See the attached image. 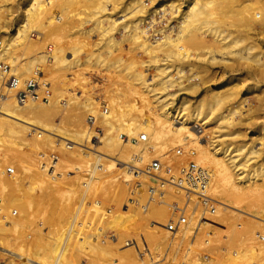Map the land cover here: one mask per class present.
<instances>
[{"label": "bare ground", "instance_id": "bare-ground-1", "mask_svg": "<svg viewBox=\"0 0 264 264\" xmlns=\"http://www.w3.org/2000/svg\"><path fill=\"white\" fill-rule=\"evenodd\" d=\"M3 1L8 2V0ZM117 1L119 2V0H26L20 13V20L14 27L10 38L0 46V62L6 60L4 63L1 62L3 67L0 68V147H6L13 140L14 142L18 140L24 145L28 144L29 146L30 144L38 149H57L67 159L74 158L79 163L87 167L90 166V175L84 183L86 190L90 185L101 183L103 178H108V187L112 189L114 198L117 199L115 208L119 211L104 214L98 209L95 212L97 226H99L95 233L91 232L93 230L91 227L92 230H89L90 233L86 230L85 236L77 232L72 234L73 221L65 233L62 231L55 233L48 243L50 252L48 260L45 259L44 262L77 264L81 259L74 251L75 243H78L79 247H89L93 250L97 261L93 259L92 264H107V262L112 264L110 260L116 264H157L161 257L163 258L161 260L165 261L167 257H170V253H173L174 245L177 243L178 252L172 257V264H264V240L256 239L257 231H264V166L259 164L250 170L246 169L250 159L259 155V147L245 142L237 148L230 149L228 145L218 147L217 143V140H221V136L236 134L237 125L242 123L243 118L245 119L249 106L244 104L245 99L239 95L238 87L222 85L221 89L214 86L209 95L198 98L194 104H189V101L183 98L178 106L172 108L176 92H171L170 87L175 85L178 89H182L183 86L180 81H176L170 75L167 62L159 63L160 61L178 60L186 54L189 56V53H195V51L200 52L202 57L206 55L202 54V50L203 52L206 50L207 55L218 51L222 54H234L237 57L236 65L240 68L248 67L247 65L253 66L254 69L251 70L252 74L250 75L252 78L256 80L263 78L264 53L261 55L259 50H264V0H188L185 10H182L178 15L177 30L164 32L162 29H157L154 32L161 33V35L159 38L155 37L153 41H150L146 28L140 27L142 18L127 20L128 18L123 17L118 21L113 17V14L106 13L109 6L112 7V11L116 8L113 5ZM125 6L126 9L131 7L129 11L127 10L131 17L145 12L140 0H132ZM158 6H160L159 9H163V11L161 9L162 12H165L162 2ZM53 7L58 9L55 16L52 15ZM172 7L171 4V9ZM72 10L77 11L70 14ZM81 13L89 15L81 18ZM77 15L79 21L81 19L83 21L85 18L84 22L87 17V20L94 17L93 26L89 30H83L84 26L82 27L80 22L76 26L78 28L68 27L67 23L61 24L60 22L63 18L72 20V17ZM122 16L125 15L121 14ZM230 16L235 17L228 20L227 17L230 18ZM44 19L48 21V24H42ZM54 20L55 22L59 20L58 24L54 23ZM151 20L152 23H156L155 19ZM45 28H52V31L48 32V29ZM119 28H121L119 30L120 39H117L114 32ZM33 30L43 36L47 30L48 34L46 33L45 39L52 41L50 45L53 48L47 50L46 54L39 50L42 44L37 46L36 38L31 39ZM92 30L95 37L99 36L96 43L92 44L96 45L93 47L96 49L92 50L95 51V54L91 50H87L91 46L86 49L87 51L85 50V42L82 38L83 36L90 38L92 35L89 36V33H92ZM76 33L82 36V40L78 35L73 36ZM37 36L40 38L39 35ZM207 37L209 41H207ZM46 40L44 43L47 42ZM120 40H127L133 45V50L140 48L141 52L146 53L144 54L148 56L149 62L157 71V80L153 81L151 77H148V80L144 81V73L138 65L139 60H137L138 58L133 60L134 56H132L121 69V72H125L127 80L129 79L125 84L126 88L106 91L110 97L109 111L105 108V112L98 113L90 98L87 95L79 94L75 96L78 100L69 98V102L64 101L61 105L56 99L53 100L55 97L51 96L48 101L27 99L20 102L17 100L15 92L23 87L26 79H29L34 72H36V79H39L42 66L40 63L61 65L60 69L67 66L69 68L79 65L80 55L84 54L85 62H90V58L93 56L96 64L108 66L105 68L110 70L112 61L106 62L105 65L103 61L106 58L104 59L100 53L104 48L108 53H111L113 47L118 46ZM1 42L3 41L0 40V44ZM34 46H37V49L32 51L31 58H28L26 64H21V69H15L16 60L19 58L14 51L20 48L27 54L29 49ZM255 50L259 52L256 53ZM198 52L195 53L196 59L201 58L200 54L196 55ZM120 58L116 61L119 65ZM118 63H115L114 66L117 67ZM111 68L113 69V67ZM180 72L181 69L177 68L176 73L180 74ZM37 74L39 75L37 76ZM6 75L9 77L8 80ZM10 82H12L11 85ZM138 84L146 87V89L142 88L146 92L148 91L149 95H146V92L142 94L143 89L140 90ZM191 86L192 84L189 85V88ZM134 94L139 97L140 102H138H142V108L144 110L146 108L145 114L147 112L149 114L143 115L144 110L137 109L136 103H131V97L133 99L132 95ZM128 95H131L130 100ZM129 102L131 104H128ZM139 103L138 105H140ZM71 104L72 106H70ZM63 106H69L67 111L65 110L66 113ZM222 107L224 110L221 111ZM134 109H136L134 112L136 113L138 110L141 116H138L137 113L136 117L135 115L133 117ZM219 109L220 112H217ZM89 114L96 118L94 125L85 123L84 117L86 115L87 119ZM232 116H237L236 119L239 118L235 121ZM247 121L243 122L244 125ZM240 125L239 127L242 128L243 124ZM94 126L98 127L95 131H93ZM205 127L211 131L216 130L219 134L214 137L217 139H213L214 137L206 139L202 133ZM140 133L146 135V141L133 142L131 138H136ZM256 133L260 135L257 136L259 140L264 138L263 131L260 130L259 133L258 131ZM94 134L99 138V143L95 147L91 145ZM122 134L127 135L125 141L120 140ZM254 137L248 138L254 140ZM14 142L12 148L15 149L17 142ZM258 144L262 145L264 142L259 141ZM174 145L192 147L193 156H189L192 157L191 160L195 166L206 172L208 180L205 181L204 192L214 200L215 203L211 204H216L214 207L217 211L212 215L205 214V207L203 208L197 201L199 197L191 195L188 206L196 208L194 220L189 223L191 225L187 230H183V226L176 224L177 229L170 232L166 231L163 225L169 216L168 205L172 202L181 205L184 201L183 191L163 184L162 189L160 188L150 197L147 194L149 190L147 185L150 187L157 183V180L149 175L133 179V175L126 170L124 165L128 163L140 165L145 160L148 161L154 154L156 155L153 158L163 161L169 155L165 153L169 152ZM22 151L17 148L5 154L6 162L13 163L19 172L25 170L22 176L9 174L10 177H7L3 172H0V201H2L0 203V235L2 236L8 232L20 233L23 225L26 226L25 223L29 220L28 216L30 215L28 209L31 206V198L36 196L32 192V180L35 178L39 180L35 184V188L41 192H43L44 184L51 185L55 181L52 176L49 183L46 180V174L54 173V167L57 164L56 155L50 154L53 156V160L47 169L42 166L40 171H33L19 163L21 156L26 153V151L24 153ZM30 153L25 156H29ZM181 153L183 154V152ZM185 153L187 152L185 151ZM180 157L175 160L176 163L181 159ZM185 159L187 158L185 157ZM182 164L179 166L175 164L174 171L178 173V169L187 167V163ZM261 164L264 165V161ZM244 171L246 172L244 173ZM67 192L69 191L67 190ZM128 194L131 197L126 198ZM158 197L160 198L158 199ZM129 199H133L132 202L134 201L138 206H134V213L129 212L128 214L127 208L130 206H126L124 203ZM9 207L12 209L9 210ZM17 210L20 214L11 217L12 213H16ZM148 220L150 224L161 230L158 238H153L151 232L142 233V226L147 224ZM170 220L175 221L173 216H169ZM167 224L168 222L165 224L166 228ZM103 228L115 231L116 237L113 234L115 237H113V241L100 238ZM76 233L78 237L75 236ZM125 236H128L127 242L124 239ZM261 236L259 235V238ZM146 238L150 239V244L147 245L145 256L137 258ZM204 242L210 243V246L207 245L206 248L208 249L206 261L194 262L193 253ZM178 253L181 254L180 258ZM70 255L73 259H69ZM75 256L78 258L75 259L76 261L74 260ZM121 257L127 258L121 259ZM186 257L189 261L192 257L193 262L192 260L188 262ZM195 260L197 259L195 258ZM165 261H161V263Z\"/></svg>", "mask_w": 264, "mask_h": 264}, {"label": "rangeland", "instance_id": "rangeland-1", "mask_svg": "<svg viewBox=\"0 0 264 264\" xmlns=\"http://www.w3.org/2000/svg\"><path fill=\"white\" fill-rule=\"evenodd\" d=\"M131 1L132 0H119V2L117 1L118 3L116 2L115 5H113L116 8L113 9V11H112V7L109 6L107 8L106 13L107 14L108 13L113 14V17H115L118 21L123 17L128 18L127 20H130L131 18H132L131 20H137V17L142 18L143 21H142L140 27L146 28L147 34H149L150 41H153V39L155 37L159 38L161 35V33L154 32L157 29H162V30H164V32H168L169 30H173V31L177 30L176 26H177L178 21H179L178 15L180 14V12L182 10H185V6H186L188 0H140L141 4L144 6L143 10L145 12H143L141 14L139 13L140 15L136 14V16H133V17H131L130 14L128 13V11L130 10L131 7H128V9H126V6H125V5H128V3H130ZM212 1H214V0H212ZM1 2H0V40H2L3 42H1L0 46L2 44H4V42H6L10 38V35L13 32L14 27L17 25L18 21L20 20V13L24 7V4L26 3V0H10V1L8 0V2L7 1H5V2L3 1L2 3ZM161 2L164 4V8H165L164 11L165 12H162L163 11L162 8H161L162 11H161V9H159L160 6H158V5ZM167 3H170V4H167ZM171 4L173 5L172 9H171ZM117 5H118V7H117ZM123 7H125V8H123ZM54 8L55 7H53V10H54V12L52 13L53 16H55V14H56L55 12H58V9L55 8L56 9V11H55ZM78 10H81V9H78ZM124 10H125V12H124ZM74 11L72 10L70 12V14L75 13L77 10L75 12ZM122 11H123V13H122ZM160 11H161V13H160ZM81 14H80V17L82 16L81 18H83V16L85 17V16L89 15V14L85 15L83 13H81ZM121 14L122 15L124 14L125 16L121 17ZM149 16L150 17L152 16V18L155 19L156 23H152L151 22L152 18L150 19ZM231 16H230V18L227 17L228 20L235 17V16H233V17H231ZM78 17H79L78 15L72 17V20L70 19L71 21L69 19L63 18V20H60V22H61V24L67 23L66 25H68V27L69 26L76 27V26H78V22H80L82 24V27L84 26L83 30H89L93 26V23L95 22L94 17L91 18L89 16L91 19L89 18L88 20H87V18H88L87 17L86 18L87 21L85 20V22H84L85 18L83 19V21H81L82 19L79 21ZM73 18H74V20H73ZM91 20H93V21H91ZM225 20H227V19L225 18ZM47 22L48 21H45V19H44L42 24H44V23L48 24ZM58 22H59V20H56V22L54 20V23L58 24ZM80 23H79V25H80ZM69 24H71V25H69ZM143 25H145V26H143ZM48 28H45V29H48ZM76 28H78V27H76ZM120 29L121 28H119L117 31L114 32V36L117 39L118 38L120 39V34H119ZM50 30L52 31V28L48 29V32ZM45 31L48 34L47 30H45ZM46 33H44L45 35L43 36V35H41V33L38 34V32L33 30L32 31L33 36L31 37V39L36 38V41H37L36 45L37 46L42 44L41 47L39 48V50H41L42 53H44V54H46L47 53L46 51L47 50L49 51L52 47V45H50L52 41L45 39ZM90 33H89V36L92 35L90 38L89 37L87 38L86 36L82 37L81 35H79V33L78 34L76 33L73 36H75V35L80 36V38L77 36L80 40H82V38H83V41L85 42L84 43L85 44L84 45L85 50L91 46L92 48L90 47L87 50L92 51V50L96 49V48H93L96 45L93 46L92 44H93V42H94V44L96 43L97 37H99V36L97 35V37H95V35H94L95 33L93 30H92V33L91 34ZM151 33H153V34H151ZM37 35H39V37L41 39L38 38ZM41 36L44 38H42ZM72 39H75V38L72 37ZM86 39L87 40L89 39V40L85 41ZM206 39H207V41H209L208 37ZM41 40H42V42H40ZM44 40H46L47 42L44 43ZM32 41H34V40H32ZM47 43H48V45H47ZM128 43H129V41H127V40H120L118 42V46L116 45L115 47H113V50L111 51V53H108V51L105 50L106 48L102 49L100 54L102 55V57L104 59L106 58L103 61V63H105V65H106V62L110 63L109 61H112L113 66L111 65V67H113V69L110 67V70H109V68L106 69L108 66L106 67L104 65L101 66L99 64H96L93 56L90 58V60H91L90 62H85V57H83L85 55L82 54V55H80L81 57L79 60V65H73L72 67L70 66L69 68L67 66L66 68L60 69L61 65H56V64L43 65V63H40L42 66H41V70H40L39 79L41 78L40 79L41 81H43V79H44L43 82H46V83L48 82L47 86L51 92V97H53V98L55 97L53 100L56 99V101H59L58 103L60 105L64 101L67 102L69 98H70V100H74V99L78 100V98H75V96H76V94H79V95H87L90 98V101H92L94 103V106H95L94 108L96 109V111L98 113L102 112L101 110L103 109V107H105L109 111V105L108 104L110 102V97H109V93H107L108 92L107 90H110V89L114 90L115 88H118V89H123V88L125 89L126 88L125 84L127 81H129V79L127 80V76H126L125 72L122 71L124 73L123 74L121 72V69H123V67L128 63V61H130L129 59L132 56H134V58H132L133 60H135V58L136 59L138 58L137 60H139L138 65L140 67L139 69H141V71H143L142 73H144L143 74L145 77L144 81L148 80V77L149 78L151 77L153 79V81L157 80V76H156L157 71H156L155 67L149 62V58H147L148 56L145 55L146 53L141 52L142 50L140 48H138L139 50H137V48H136V50H133V45H131V43H129V44ZM44 44H46V45H44ZM37 46H34L31 49H29L27 54H25L26 51L24 52L23 49L21 51L20 48H18L14 51L15 55L20 59V60L19 59L16 60L17 64H15V69L19 70V69H21V64H26L25 62H27L28 58L29 59L31 58V56L33 55L32 51H36L35 48L37 49ZM134 48H135V46H134ZM17 50H19V51H17ZM259 51H261L260 52L261 55H262V53H264L263 49H261ZM259 51L255 50L254 52L258 53ZM92 52H94V54H95V51H92ZM197 52L198 51H195V53H197ZM201 52H202V54L205 53L206 55L204 54L205 56L202 57L200 52H198V54H196V55L200 54V56H201V58L197 57L198 59L195 58V53L193 52V53H189V56H187L188 54L184 55V57L181 56L182 58H180L178 60H174V61L173 60L172 61L167 60V61H160L159 62V63L167 62L166 65H168L167 67H168V71H169L170 75L173 76L176 79V81H180L181 85L183 86L182 89H178L177 86H175V85L170 87L171 92H176L175 101L172 104V108L174 106H178L181 99H183V98L188 100L189 104H192V103L194 104L198 98H200L202 96L209 95L213 91L214 86H217L218 87L217 89H221L220 87L222 85H229L232 87H238L239 93H240L239 95H241L245 99L244 104H246V106L247 105L249 106V109L246 110V113H247L246 116L248 117V119H246L247 117L245 115H243V116H245V119L242 116V118L245 121H247V120L248 121L244 125L243 122H245V121L243 119L241 120L242 123H240V124H243L242 128L239 127L241 125L238 124L237 125L238 128L237 129L235 128L236 134H234L232 136L228 135L226 137L221 136L220 137L221 140H217L218 147H221L222 145L223 146L228 145V148L234 149V148H237L238 146L242 145L245 142L252 144L255 147H259L260 153L258 156L257 155L253 156L250 159L246 169L250 170V169L258 166L259 164L264 166L263 164H261L264 161V144H262V145L258 144L259 141L264 142V138L259 140L258 137L260 135L256 133L257 131L259 133L261 130V131H263V136H264V77L260 78L258 80L252 78L250 75L252 74L251 70H253L254 67L253 66L250 67V65H247L248 67L240 68L238 65H236V60H237L236 58L237 57L234 54H226V53L222 54V53H218V51L217 52L215 51V52H212L213 54H211L209 52L211 55L210 54L207 55L206 50H204V52L202 50ZM111 54H112V56H111ZM220 54H222L221 57H220ZM261 55H259V56H261ZM117 57L118 58L121 57L120 58L121 59L120 65L118 62H116L118 59ZM115 58H117V59L115 60ZM212 58L214 59V61ZM114 60H115V63H118L117 67L114 66V64H115V63H113ZM1 62L4 63V62H6V60L5 61L2 60ZM1 62H0V68L3 67ZM118 67L120 68V70ZM177 68L181 69L180 74L176 73ZM112 70H114V71L111 72ZM24 75H22V76H24ZM28 76H29V74H28ZM178 76H180V77H178ZM8 78L9 77H7V75H6L7 80H8ZM145 83L147 84V82H145ZM145 83H144V86L146 85ZM191 84H192V86L189 88V85H191ZM141 85L142 84H138V86L140 87V90H142V89L144 90V91L142 90V94H143L144 92H146L145 91L146 87H144L143 85L141 86ZM142 87H144L145 89ZM146 93H147L146 95H149L148 91ZM105 94H107V95H105ZM132 96H133V99L135 102L133 101L131 95H128L129 100L131 97V103H136L137 109L142 108V106H143V105H141L142 102L139 103L140 99L137 96V94H134ZM60 99H62L64 101H62ZM149 99H150V101H152L150 96H149ZM131 103L129 102L128 104H131ZM138 103L140 105H138ZM70 106H72V104ZM63 108H64V111L65 110L67 111V108H69V106H67V107L63 106ZM222 110H224V107H222L221 111ZM66 111H65V113H66ZM134 111H136V109H134L132 111L133 117L137 113H138V116H141V115H139L138 110L136 113ZM145 111H146V108L144 110L143 115H147L148 112L145 114ZM217 112H220V109ZM61 115H63V114H61ZM135 117H136V115H135ZM236 117L237 116H232V118L235 121H237L239 118L238 117L236 119ZM84 118H85V123L89 125V123L86 121V115ZM93 131H95V130L93 129ZM202 133L206 139H210V137H214L215 135L219 134L218 132H216V130L211 131V129H206V127L204 128ZM254 135H255V137H254ZM96 136H98V135H96ZM125 136L127 137L126 134H125ZM263 136H261V137H263ZM123 137L124 136L121 135L120 140L125 141ZM248 137L249 138L254 137V140L253 139L250 140ZM215 138L216 137H214L213 139H215ZM98 141H99V139L97 140V138L96 139L93 138L91 141V143H92L91 145L93 147L97 146L98 145L97 143H99ZM13 142H14V140H13ZM15 142H17L15 144L16 145L15 149L12 148V143H9L8 146H6V147H0V172H3L7 177H10V175H13V174L22 176L25 173L24 172L25 170H22L21 172H19L18 171L19 169L13 163H10V161L6 162L5 154L10 153V152H12V150H16L17 148L20 151H22V149H23V151H22L23 153H24V151H26V153L27 152L30 153L32 151L29 154V156H27V157L25 156L26 153H24V155L21 156V158L19 159L20 160L19 163L24 165L25 168H28L29 170H33V171H40L42 166H45L46 169L49 166H51V164H52L51 161L53 160V157L51 158L50 154H52L54 156L56 155V157H57L56 163L57 164L54 167V173H52V175H50L49 173L46 174V180L50 183V181H51L50 178L53 176V178L55 179L56 182L55 181L52 182L51 185L44 184L45 186H44V188H42L43 192H41V191H37V189L35 188V184L38 183L39 180H37V178H35V180H32V182H31L32 192L34 194H36V196L34 194H32V195H34V197L31 198L32 199L31 206L28 209L29 210L28 213H30V215L28 216L29 220L25 223L26 226L23 225L24 227L21 228V232L19 231L20 233L8 232L3 236L0 235V264H53L51 261L50 262L47 261V263L44 262L45 259L48 260V256L50 254L49 247H48V245H49L48 243H50V238H52L55 233H58L60 231L65 233L67 231L68 226L70 225L71 221H73L72 222L73 223L72 224L73 225V227H72L73 231H71L72 234L77 232L78 234L80 233V234L85 236L86 230H88L87 232L90 233V231L92 230L91 227L93 228V230L91 232L95 233V231H97V229L99 227V226H97L98 221L96 220L95 212L98 209H99V211H102V213H104V214H108V213L111 214L112 212L114 213L115 211H119L118 209L115 208V205H116L115 203H116L117 199L114 198V193H113L112 189H110L108 187V178H103V182H101V183L90 185L89 188L86 190L84 183L87 181V178L90 175L89 174L90 173V166L87 167L86 165L79 163V161H77L74 158L67 159L57 149H41V148L38 149V148H35L34 146H31L30 144H29V146H28V144L24 145V144L20 143V141L18 142V140ZM187 146H189V145H185V146L183 145L182 147L181 146L179 147V145H177V146L174 145V147H171L172 151L169 149L171 151V152L169 151L170 153L168 151L165 153L166 155H168V154L169 155L166 158H164L163 161H167L169 164H172L171 166H173V167L175 166V164L177 166L181 165L182 164L181 162L188 163L192 159V157H190L189 155H191L190 152L193 149H192V147H187ZM178 147L181 148V151L183 152V154L181 153L182 154L181 157H180V154L179 155L177 154L178 156H175L176 155L175 149ZM8 148L9 149L12 148V149L9 150ZM185 151L187 153H185ZM28 153L26 155H28ZM36 153H37V155H35ZM39 155H41V156H39ZM154 155H156V154H154ZM154 155H152V157L150 156V158L148 160L152 159L154 157ZM28 157L31 159H29ZM179 157L181 159L177 160V163H176L175 160ZM185 157L187 159H185ZM182 158L184 159V161ZM180 160H182V161H180ZM145 161L147 162V160H145ZM145 161L143 163H146ZM184 164H182V165H184ZM8 168H10V169L12 168L14 170L10 175H9V169ZM245 172L246 171H244V173ZM108 175H110V174H108ZM104 177H106V176H104ZM132 178L136 179V177H134V176H132ZM25 180H26V178H25ZM36 180H37V182H35ZM47 181L45 183H47ZM157 183H155L154 185H156ZM53 184H55V185H53ZM147 186L149 188V185H147ZM65 189H66V191H65ZM67 190L69 192H67ZM147 194L149 195V190H148ZM128 197H131L130 194H128L126 196V198H128ZM159 198L160 197H158V199ZM183 198L185 199V197H183ZM132 200L133 199H129L128 201H126L124 203V204H126V206H130L127 208L128 214H129V212L134 213V209H133L134 206H138L137 204H135L134 201L132 202ZM1 202L2 201H0V203ZM209 203H210V205H212L211 202H209ZM202 206H203V208L204 207L207 208L206 207L207 205H202ZM212 206L216 207V204L215 205L213 204ZM129 208H130V210H129ZM205 208H204V211H205ZM10 209H12V207H9V210ZM139 209L141 210V207ZM215 211H217V209ZM18 214H20L19 210H17L16 213H12L11 217L12 216L16 217ZM205 214H206V211H205ZM228 215H229V212H228ZM169 216H172L171 210H169ZM169 216H168L166 222H164V224H163L164 229L166 231H168V230H167L165 224L167 222H169ZM146 222H147V224L142 226V233L147 234V233L151 232L153 235L152 236L153 238H158L159 235L161 234V230L156 228L154 225L150 224L149 220ZM263 229H264V227H263ZM165 230H163V231H165ZM102 232L103 233L100 234V238L103 237V239H105V240L106 239L112 240L114 236L116 237L115 231L113 229H110V228L104 229L103 228ZM178 232L180 233V231H178ZM263 232L257 231L256 235H258V236H256V239L258 241L264 240V239L259 238V235L263 236ZM77 233L75 235L76 237H78ZM113 234H115V235L113 236ZM107 236H109V238H107ZM127 238H128V236L124 237L126 242L128 241ZM111 240H106V241L111 242ZM149 240L150 239H148V238H146L144 240V244L142 246L141 251L138 252L137 258H143V256H145L144 254L148 248L147 245L150 244ZM177 241H178V239L176 240V242ZM122 245H124V242H122ZM207 245L210 246V243L204 242V244L199 245L200 248H197L196 251L193 253L194 254V256H193L194 262L196 261L197 263H199L201 260L206 261L205 257L207 256V250H208V249H206ZM176 248H178L177 243L174 245V250L172 251L173 253H170L171 258L169 257L170 258L169 259L167 257L166 258L167 262H166L165 260H161V259H163L161 257L159 262L161 263V261H165L166 263L162 262L161 264H163V263L168 264L169 263L168 259H169V261H170L169 264H172L173 263L172 257L175 256L176 253L178 252V250ZM74 251L77 254V257L79 259L81 258L80 260H78L79 264L80 263L81 264H88V263L92 264L93 259L95 261H97L96 255L94 254L93 250H91L89 247L88 248H82V247H79L78 243H75V250ZM75 253H74V255H75ZM179 253H180V251H179ZM179 253H178V256L180 258L181 254H179ZM77 257L75 256L74 260L75 259L77 260L78 259ZM189 257H190V255H189ZM124 258H127V257H124ZM124 258L121 257V259H124ZM195 258L198 261L195 260ZM69 259H73L72 255H70ZM186 260H188V257H186ZM191 260L193 262L192 257H191L190 261ZM118 261H119V259H118ZM190 261L188 260V262H190ZM110 263L116 264L115 262H112V260H110ZM107 264H109V263L107 262Z\"/></svg>", "mask_w": 264, "mask_h": 264}, {"label": "built area", "instance_id": "built-area-1", "mask_svg": "<svg viewBox=\"0 0 264 264\" xmlns=\"http://www.w3.org/2000/svg\"><path fill=\"white\" fill-rule=\"evenodd\" d=\"M39 74H37V76ZM11 83L12 82H10V85ZM14 85H16L15 82ZM15 96L20 102H23L27 99L48 101L51 96V92L46 82L36 79V72H34V74L29 79L25 80L23 87L19 88L15 92ZM105 110V107H103L102 112H105ZM95 119L96 118L94 115L89 114L86 121L89 123V125H94ZM97 128L98 127L95 126L94 130H97ZM122 136H124V140L127 139L124 134H122ZM93 138L99 139L96 135H94ZM131 140L133 142H144L146 141V135L144 133H140L136 138H131ZM181 152V148L178 147L175 149V154L179 155ZM190 154L192 155V152H190ZM52 157L53 156L51 155V158ZM171 165L172 164H168L167 161H161L158 158H152L146 163H142L140 165L131 163L124 165L126 170H128V172H130L134 177L149 175L153 176L157 180L158 183L156 185L149 187L150 197H152L155 192L162 188L163 184L170 185L183 191L185 199L181 205L177 204L176 202H172L168 205L171 210V215L175 219V221L170 220L167 224V230L170 232L177 229L176 224L183 226V230H187L191 225L189 223L194 220L196 208L188 206L191 195L199 197L200 200L198 199L197 201L201 205H207V208L205 209L207 214L212 215L215 213V207L208 205L209 202L215 203L214 200L204 192V184L205 181L208 180L206 172L203 169L195 166L193 160H190L187 163V167H181L178 169V173L174 171V167ZM12 172V168L9 169V174ZM260 238L262 239L263 237L261 236Z\"/></svg>", "mask_w": 264, "mask_h": 264}]
</instances>
